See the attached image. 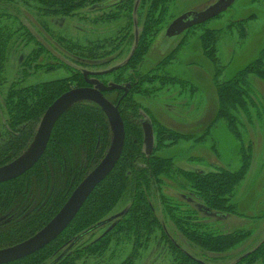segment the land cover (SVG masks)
<instances>
[{
    "label": "trees",
    "instance_id": "16d2710c",
    "mask_svg": "<svg viewBox=\"0 0 264 264\" xmlns=\"http://www.w3.org/2000/svg\"><path fill=\"white\" fill-rule=\"evenodd\" d=\"M101 1L104 0H0V3L14 5L17 2L25 7H32L37 11L36 16L44 20V17L47 16H61L65 19L75 17L79 11ZM131 1L133 0H127L118 7L124 8L123 11L127 10L132 14L135 12V8ZM166 2L167 0H139L137 12L143 13V26L141 29L139 28V43L134 54L124 64L125 66L118 68L119 70L113 73L108 72L99 77L105 86L112 81L110 78L114 79L113 84L131 85L125 97H123L122 89L104 93L110 102L118 105L125 125V146L117 165L108 177L96 187L75 219L57 239L33 255L8 264H52L57 258L59 261L55 264H79L89 258L101 261L100 259L103 260L106 256L105 253L116 236H118V238L116 237L117 242L127 241L132 244V249L135 251L146 248V244H149L157 230H161L162 237L166 242H170L164 225L157 216L152 197L155 194L153 190L159 188L164 178L170 179L179 172L192 183L193 189L198 190V196L209 208L208 210L219 209L227 213L235 212L236 207L231 204V199L237 186L245 179L254 155L252 144L245 145L243 142V133L238 136L242 140L239 170L234 172L218 170L209 173H192L182 170L176 172L173 160L159 156L158 152L164 146L169 148L182 140L193 139L192 133L181 132L159 122L140 103L136 102L133 96L134 94L149 96L153 92L175 85L183 87V80L165 70L161 74V68L167 65L164 59L151 71L139 72L154 38L161 30L159 28L161 20L165 22ZM4 10L1 11L3 15L0 13L1 17H10L18 21L17 15L9 13L7 15V9ZM114 15L109 13L108 16L102 15L100 18L101 20L103 18L110 19L114 18ZM122 16L128 17L125 13H119L115 18L121 19ZM16 23L13 22L14 25H12L6 21L3 26H0V47L2 50L0 87L6 83L2 65L5 47L11 44L13 38L18 35L25 37L22 41H25L26 44L28 43L27 38L30 41L36 40L22 22L15 29ZM139 24L141 25V23ZM135 26L136 24L129 18V23L124 26L123 30H128V35L129 28H135ZM128 36L123 35V38L120 39L116 36L90 41L85 47L77 41L67 40L63 37H58L57 42L74 59L75 63L92 69L93 61L111 57L123 45ZM218 39L219 34L215 30H208L201 36L203 54L213 64L218 61ZM45 53L46 50L43 47L35 48L26 62L35 64L36 71L42 68L46 72H51L56 68H65L70 72V76L28 88L20 87L19 84H13L8 88L3 100L4 113L7 117L5 131L2 130V119H0V167L11 164L27 151L34 141L46 110L57 98L73 88L88 86L80 70H74L60 62L57 63L58 65L39 64V58ZM262 53L260 58L242 69L235 77L219 85L217 90L218 112L216 119L207 125L208 130H211L218 120H223L236 137L238 125H240L239 112L244 116H251L249 112L254 104L250 105L249 103L250 100L252 101L249 77L256 75L260 79H264L262 65L264 52ZM107 63L108 61H104L101 66L108 65L109 63ZM123 78L126 81H123ZM156 81H159L160 88L158 89L154 86L143 87V85L155 84ZM144 120L151 121L156 138L155 150L150 156H147L144 150L142 129ZM112 140L113 132L110 123L97 104L83 101L65 112L55 124L47 149L38 163L21 177L0 184V219L4 215L9 216L7 221L0 225V250L20 244L44 228L61 210L90 171L96 168L105 157ZM35 185L40 190L38 195H35L32 190ZM161 198L165 214L177 230L192 245L208 252L225 254L234 247L241 246L252 235L251 232L246 231H236L227 235L215 234L207 229L201 232L200 229H195L196 226L193 225L190 217L187 218V214L179 216L177 205L164 197ZM123 202L128 204L127 212L119 218L120 222L112 232L101 236L84 248L77 250L76 247H72L65 253L64 258L59 259L57 254L55 259L50 261L63 245L69 247L71 243L75 244V241L78 242L81 238L93 235L100 228L97 226L105 222L111 213L117 211ZM172 247L175 256L173 264H206L182 248L174 245ZM131 258L132 255L123 264H130ZM258 262L264 264V240L234 264H256Z\"/></svg>",
    "mask_w": 264,
    "mask_h": 264
},
{
    "label": "rangeland",
    "instance_id": "374dc122",
    "mask_svg": "<svg viewBox=\"0 0 264 264\" xmlns=\"http://www.w3.org/2000/svg\"><path fill=\"white\" fill-rule=\"evenodd\" d=\"M126 1L104 0L94 6L84 8L75 17L65 19L61 16H47L44 17V20L36 16L37 11L32 7H25L17 2H15V6L4 2L0 3V13L6 8L7 15L15 14L18 16V21L10 17L0 16V26H3L6 21L12 25H14L13 22H17L15 28L17 29L22 22L36 39L30 41L27 38L28 43L26 44L25 41H22L25 37L18 35V37L13 38L11 44L5 47L2 65L4 66L3 75L6 83L0 87L2 130L5 131L6 129L5 120L7 119L6 113H4L3 100L10 86L19 84L20 87L28 88L70 76V72L65 68H56L51 72H46L42 68L36 71L35 64L26 62L33 49L43 47L46 50V53L39 58V64L52 63L58 65L57 63L60 62L74 70L92 72L91 68H82L83 65L80 66L73 61L74 59L57 42L58 37L77 41L85 47L90 41L116 36L120 39L123 38V35H129L123 45L112 54L115 62L109 67L114 65L113 68L115 69L111 73L119 70V64L126 63L135 48L134 34L138 32V27L141 29L143 26L142 12L131 14L127 10L123 11L124 8L118 7ZM216 1L167 0L166 12L164 13L165 22L161 20L162 23L159 27L161 30L154 38L139 72L151 71L164 59L167 65L161 68V74L165 70L183 80V87L175 85L153 92L149 96L138 94L133 96L135 101L140 103L159 122L169 128L192 133L193 139L191 140H182L169 148L167 146L160 147L161 150L158 155L172 159L176 172L181 170L192 173H209L218 170L237 171L241 166L240 153L242 151V140L238 136L243 133L245 145L252 144L254 153L252 163L245 179L237 186L231 199V204L236 207L233 213L219 209L208 210L209 208L199 198L198 190L192 188V183L184 175L179 174L181 172L176 173L170 179L164 178L157 189L159 192L156 189V192L153 190L155 194H153L152 203L157 216L164 228L172 234L174 240L181 244L184 251L189 252L206 264H234L264 240V79H260L256 75L249 77L250 89L252 90L250 93L252 101L250 100L249 103L250 105L254 104V106L250 108V117L239 112L240 125H238L236 137L223 120H218L211 130H208L207 125L217 116L219 85L235 77L242 69L260 58L261 53L264 52V0H237L220 16L200 26L193 27L179 36L172 38L166 36L168 25L175 19L185 14L203 11ZM131 2L134 8L136 5L139 6V0ZM109 13L110 15L115 14L114 18L101 20L100 16H108ZM119 13H125L128 17L122 16L121 19H116L115 17ZM129 18L138 26L130 27L127 35L128 30L124 31L123 28L129 23ZM208 30H215L219 34L217 42L218 61L216 64L204 56L201 47V36ZM36 42L40 45H37ZM172 52H174L173 55H170ZM1 55L2 50L0 58ZM262 56L264 57V55ZM262 65L264 67V63ZM109 67L103 70L112 69ZM122 80L126 81L124 78ZM112 81L109 85L113 84ZM128 85L130 84L121 87H128ZM152 86L157 89L160 88L159 81H156L155 84L143 85L145 88ZM123 92V97H125V93L128 91L123 90ZM146 117L148 116L146 115ZM154 139V146H156L155 135ZM32 190L35 195L40 193L39 187L36 185L33 186ZM161 197L177 205L179 216L187 214V218L190 217L193 225L196 226L195 229H200L201 232L207 229L215 234L227 235L236 231H246L251 232L252 235L241 246L234 247L225 254L208 252L192 245L177 230L165 214ZM127 207V203H121L118 210L111 213L109 218L98 226L100 228L97 227L98 229L93 235L81 238L78 242L75 241V244L74 242L71 243L69 247L63 245L50 261L55 259L57 254L59 259L64 258L65 253L72 247H76L77 250L84 248L94 240L112 232L119 224V218L127 212ZM206 211L211 212L207 213ZM8 218V215H4L0 219V225L6 222ZM116 237L118 238V236ZM116 237L105 253L106 256L103 260L89 258L85 262L84 260L79 262V264H123L130 255H132L130 264L174 263V249L171 243L166 242L165 238L162 237L161 230L154 233L152 240L148 245L146 244V248L135 251L132 249V244L127 241L117 242ZM57 261H59L58 258L52 264ZM256 264H261V262Z\"/></svg>",
    "mask_w": 264,
    "mask_h": 264
},
{
    "label": "water",
    "instance_id": "95a60500",
    "mask_svg": "<svg viewBox=\"0 0 264 264\" xmlns=\"http://www.w3.org/2000/svg\"><path fill=\"white\" fill-rule=\"evenodd\" d=\"M237 0H217L200 12L185 14L175 19L166 29L169 38L179 36L194 26L201 25L227 11ZM137 35V33H136ZM1 54V49H0ZM88 73L85 74V77ZM89 87L73 88L57 98L46 110L34 138L24 154L11 164L0 167V184L15 180L31 170L44 155L55 124L74 105L87 101L97 104L106 115L113 132L112 144L96 168H94L73 191L56 216L28 240L0 250V264H8L40 251L57 239L75 219L87 199L117 165L125 146V125L118 109L105 96V91L127 90L117 85L105 86L96 80H87ZM130 87V86H129ZM127 95V93H125ZM144 150L147 156L154 151V129L150 120L142 121ZM102 225V224H101ZM100 226V225H99ZM98 227V226H97Z\"/></svg>",
    "mask_w": 264,
    "mask_h": 264
},
{
    "label": "flooded vegetation",
    "instance_id": "af4514ba",
    "mask_svg": "<svg viewBox=\"0 0 264 264\" xmlns=\"http://www.w3.org/2000/svg\"><path fill=\"white\" fill-rule=\"evenodd\" d=\"M138 5H136V7H135V12H137V9H138V7H137ZM136 25L138 26V24L136 23ZM169 26V25H168ZM138 29V32H136L137 33V35H136V33L134 34L135 35V48H134V51L131 53V57H132V55L134 54V52H135V49H136V47H137V45H138V43H139V27L137 28ZM130 57V58H131ZM129 60V59H128ZM127 60V61H128ZM81 61H83V60H81ZM104 61H108V65H105V66H101V64L102 63H104ZM126 61V62H127ZM115 62V59H114V57L113 56H111V57H109V59H105V60H103L102 62L100 61V60H98V61H93V64H94V66H93V68H92V72L91 71H84V70H80L81 71V73L85 76V74L86 73H88V76L87 77H84V79H85V81H86V79L87 80H96V81H99L100 83H102L101 81H100V79H99V77H101V76H104V75H106L109 71V73H111L112 71H114V69L115 68H113L114 67V65L113 66H111L112 67V69H109V70H103L104 68H108L109 67V65L110 64H113ZM144 62H145V60H144ZM144 62L142 63V65L144 64ZM125 63H122V64H119L118 65V68L119 67H121V66H123ZM80 66H82V64H80ZM111 67H109V68H111ZM82 68H85V69H88L87 68V66H82ZM87 83V82H86ZM103 84V83H102ZM87 85H88V83H87ZM105 85V84H104ZM130 86V87H129ZM86 87H89V85L88 86H86ZM126 88H128V89H130L131 88V85H128V87H126ZM123 90V89H122ZM106 92V91H105ZM104 92V93H105ZM207 213H210L211 211H206ZM213 217V216H212ZM164 230L166 231V234H167V237H168V240L170 241V243H171V245H174V246H176V247H178V248H182L183 249V247L181 246V244H179V243H177L175 240H174V238H173V236H172V234L170 233V232H168L165 228H164ZM16 246V245H15ZM184 250V249H183Z\"/></svg>",
    "mask_w": 264,
    "mask_h": 264
}]
</instances>
